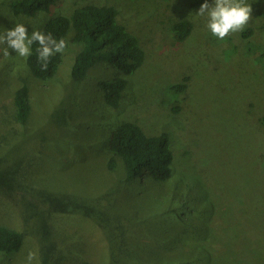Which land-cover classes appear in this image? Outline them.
I'll use <instances>...</instances> for the list:
<instances>
[{"label": "rangeland", "instance_id": "374dc122", "mask_svg": "<svg viewBox=\"0 0 264 264\" xmlns=\"http://www.w3.org/2000/svg\"><path fill=\"white\" fill-rule=\"evenodd\" d=\"M11 1L0 0V33L21 23L29 36L85 3L114 5L146 58L111 107L101 83L119 71L109 61L76 81L81 47L70 43L55 75L39 80L0 43V169L15 179L0 186V225L24 234L0 264H264V26L255 27L264 0H247L248 25L224 39L190 0H57L35 16L15 15ZM181 19L194 24L184 42L171 31ZM187 74V91L170 89ZM25 84L31 112L21 122L14 96ZM123 120L169 133V179L126 182L119 159L108 167L105 141ZM37 189L77 196L95 212L55 210Z\"/></svg>", "mask_w": 264, "mask_h": 264}, {"label": "trees", "instance_id": "16d2710c", "mask_svg": "<svg viewBox=\"0 0 264 264\" xmlns=\"http://www.w3.org/2000/svg\"><path fill=\"white\" fill-rule=\"evenodd\" d=\"M57 0H12L10 5L15 15L35 16L40 11H50ZM210 3L211 0H208ZM205 0H190L192 8H200ZM119 11L114 5L96 4L88 2L77 6L70 15L60 14L49 19L39 30L44 34L51 33L59 41H66V47L71 43L80 46L71 74L74 80L84 79L91 67L102 61H109L118 71L119 75L109 81L101 83L104 89V98L111 107H117L127 85V76L135 73L146 58L145 50L139 38L129 31L118 20ZM256 26H264V12L255 14ZM194 24L188 19L177 20L172 23L171 31L178 42L186 41L192 34ZM250 26L248 32L251 35ZM73 32L71 39L69 34ZM70 40V41H69ZM39 44L33 43L31 55L26 57V64L36 79L48 80L58 71L64 61L65 49L62 53L53 55L47 66L43 69V62L39 59L37 49ZM252 51L253 48H250ZM259 55V57L262 56ZM190 75H185L180 81L170 86L171 90L182 93L188 90ZM16 118L25 122L31 112L30 89L28 85L19 87L14 96ZM182 109L178 104L177 110ZM264 123V116L260 118ZM169 133L149 135L140 124L132 120H123L111 131L105 143L110 153L107 165L110 169L118 166V159L126 173V182L138 176L151 177L155 181L167 180L172 176L174 151L171 147ZM10 172L0 169V186L13 187ZM43 196L53 209L63 212H80L92 216L95 209L86 200H80L69 193H51L45 190H35ZM263 234L264 231H260ZM24 242V234L5 225H0V253L5 256L12 255L20 250ZM264 259V258H263ZM264 261V260H263ZM81 264H95L84 261ZM254 264V263H253Z\"/></svg>", "mask_w": 264, "mask_h": 264}, {"label": "clouds", "instance_id": "9594fccd", "mask_svg": "<svg viewBox=\"0 0 264 264\" xmlns=\"http://www.w3.org/2000/svg\"><path fill=\"white\" fill-rule=\"evenodd\" d=\"M252 11L247 0H214L212 4L205 0L198 15H207V27L212 35L224 39L230 33L242 31L252 18ZM37 42L39 59L43 62V69L47 70L50 58L66 48L64 39L57 41L51 33L46 35L36 30L29 36L26 26L21 23H17L14 29L0 33V43L7 44L3 53L5 57L10 55L9 49L15 50L21 57H28L31 55V46Z\"/></svg>", "mask_w": 264, "mask_h": 264}, {"label": "bare ground", "instance_id": "6f19581e", "mask_svg": "<svg viewBox=\"0 0 264 264\" xmlns=\"http://www.w3.org/2000/svg\"><path fill=\"white\" fill-rule=\"evenodd\" d=\"M51 170V169H50Z\"/></svg>", "mask_w": 264, "mask_h": 264}]
</instances>
